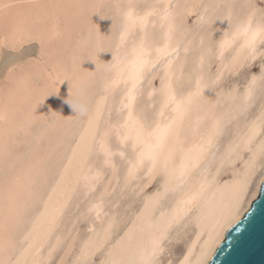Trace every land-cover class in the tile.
<instances>
[{
    "label": "snow or ice",
    "instance_id": "snow-or-ice-1",
    "mask_svg": "<svg viewBox=\"0 0 264 264\" xmlns=\"http://www.w3.org/2000/svg\"><path fill=\"white\" fill-rule=\"evenodd\" d=\"M30 7H72L87 17L104 6ZM107 7L114 15L100 17L112 21L111 35L91 21L90 30L108 42L101 51L111 60L94 61L87 80L64 78L74 116L52 113L49 121L35 105L0 108V264H165L188 227L197 229L196 241L207 240L195 261L194 241L178 264H208L253 185L264 188V0H114ZM21 8L0 3V48L15 53L36 42L43 50L38 25L48 13ZM38 63L8 69L6 80L16 85L9 96L30 83L27 71L13 76L17 69ZM225 168L230 178L221 182ZM153 182L156 190L120 228L106 197L126 199ZM77 197L87 208L80 211L77 200L72 213ZM81 222L89 224L84 236Z\"/></svg>",
    "mask_w": 264,
    "mask_h": 264
},
{
    "label": "rangeland",
    "instance_id": "rangeland-1",
    "mask_svg": "<svg viewBox=\"0 0 264 264\" xmlns=\"http://www.w3.org/2000/svg\"><path fill=\"white\" fill-rule=\"evenodd\" d=\"M191 1L192 0H187L189 3H191ZM3 2H6V0H0V3ZM12 2L22 5V8L20 9L22 12L42 11L47 12L48 16L43 18L42 23L38 25L39 34L43 38V50H41L40 44L36 42L25 44L22 49L15 53L0 48V71L2 72L10 61L23 57L24 55H26V57L22 62L34 59L39 61L38 64L25 65L23 69L18 68L16 73L13 74V76L16 77L19 76L22 71L30 73V83L28 85L29 88L27 87V89H18L13 95L9 96V91L16 89V85L11 79L6 80L8 72L2 80H0V108L7 105L10 111L26 110L29 105H35L36 115L39 117H47L49 121L52 119V113L59 114V116H63L64 118L74 116L75 113L71 108V105L67 103L70 95V85L68 81L64 80V78L72 76L78 80H87L88 77L86 74L96 71V64L94 61H99L101 64H104L111 60V53L101 51V49L108 48V42L103 40L98 41L96 39L95 32L90 30V21L98 27L101 36L111 35L112 21L110 19H101L100 16L103 15L110 17L114 15L113 10L107 7V5L113 3L114 0H12ZM213 2H220V0L199 1V3ZM80 3L97 4L103 5L104 7L97 8L95 10L97 14L87 17L82 15L78 9L72 7L59 9L47 8L42 10L30 7L34 4L68 6ZM12 11L15 12L17 10L14 9ZM53 19L59 21L60 30L62 32V35L57 38V40L50 38ZM191 19L192 18L190 17L189 20L191 21ZM216 22L214 27L217 30H221L222 22ZM5 34L3 22L0 21V42L4 40ZM219 35L220 32L217 31V39L219 38ZM48 61L49 63H47ZM58 78L61 80L60 83L56 82ZM243 80L244 78L240 77L236 82L242 85ZM37 86L38 91H34L33 89H36ZM38 99L39 103L37 104L36 101ZM40 127L41 124L37 123L33 126L32 131H38ZM226 142L227 137H225V140L221 143V153ZM217 160L213 161V168L215 167ZM229 172L230 169L228 168L221 171V182L230 178L228 175ZM157 187L158 182H153L150 186L144 188L143 192H140L135 196L129 192L128 198L126 199H120L118 194L106 197L105 210L110 214L115 213L114 216L119 223V227L123 228L124 224L129 221L133 212L135 213V211L141 206L144 195L152 193ZM45 191H47V188H45ZM77 200H80V211H85L87 208V204L80 197H77L73 200V204L69 206V211L72 213H75L76 211L73 206H75ZM88 226L89 224L83 222L77 225V231L80 232L81 236L86 234V228ZM98 226L99 222H97V227ZM194 228L195 227H188L186 232L182 235L181 242L172 245L171 255L169 256L166 254L163 258L165 264H167L168 259H171L173 264L181 259L192 239L195 231Z\"/></svg>",
    "mask_w": 264,
    "mask_h": 264
},
{
    "label": "water",
    "instance_id": "water-1",
    "mask_svg": "<svg viewBox=\"0 0 264 264\" xmlns=\"http://www.w3.org/2000/svg\"><path fill=\"white\" fill-rule=\"evenodd\" d=\"M227 228L208 264H264V188Z\"/></svg>",
    "mask_w": 264,
    "mask_h": 264
},
{
    "label": "bare ground",
    "instance_id": "bare-ground-1",
    "mask_svg": "<svg viewBox=\"0 0 264 264\" xmlns=\"http://www.w3.org/2000/svg\"><path fill=\"white\" fill-rule=\"evenodd\" d=\"M199 1L200 0H192L191 1V3H197V4H199ZM60 20V19H59ZM221 22V21H220ZM217 23V22H216ZM226 27H227V22L225 21V22H222V25H221V31H223L224 29H226ZM57 40V39H56ZM54 43V42H53ZM26 57V55H24L23 57H19V58H17V59H14L13 61H10L8 64H7V66L4 68V70H3V72L2 71H0L1 73H0V80H2V78L6 75V73L8 72V69L10 68V67H12L13 65H16V64H20L21 62H22V60L24 59ZM35 57V56H34ZM32 58V57H31ZM108 59V58H107ZM35 60V59H34ZM47 63H49V61L47 62ZM5 65V64H4ZM46 69V68H45ZM91 69V68H90ZM43 74H44V72H43ZM29 88V87H28ZM62 104V103H61ZM58 113V112H57ZM234 131V130H233ZM226 144V143H225ZM223 151V150H222ZM222 154V153H221ZM218 162H219V157H218V160H217V163H216V165H215V162H214V165H215V167L213 168V166H212V168L213 169H215L217 166H218ZM257 185H253V187H252V189L250 190V192H249V196H248V198H247V200H246V202H245V204L243 205V207H242V209H241V211H240V214H239V216L248 208V206H249V204L251 203V201L254 199V197L257 195ZM73 202V201H72ZM73 204V203H72ZM116 205V204H115ZM72 207V206H71ZM74 207V206H73ZM108 212V211H107ZM112 213V212H111ZM115 214V213H114ZM113 214V215H114ZM133 214H134V212H133ZM133 214L130 216V219L129 220H131L132 219V217H133ZM238 216V217H239ZM89 223H91V221L89 222ZM195 229V231H194V234H193V236H192V239H191V241H190V243L188 244V246H187V248L189 247V246H191V244H192V242H196V244H197V247H196V249H195V252H194V254H193V257H192V260L193 261H195V259H196V257L198 256V254H199V251H200V248L202 247V245H203V243H204V241H206L207 240V235H205V236H203V237H201V239L199 240V241H196V232H197V229L196 228H194ZM227 230V228L223 231V233L221 234V238L223 237V235H224V233H225V231ZM191 231V230H190ZM190 233V232H189ZM185 237V236H184ZM221 238H220V240H221ZM219 240V241H220ZM218 241V242H219ZM218 242L216 243V245L218 244ZM216 245H215V247H216ZM215 247L212 249V251H211V254H212V252H213V250L215 249ZM187 248H186V250H185V252H184V254H186V251H187ZM183 254V255H184ZM211 254L209 255V257L211 256ZM183 255H182V257H181V259L183 258ZM209 257H208V259H209ZM179 262V261H178ZM178 262L176 263L175 262V264H178Z\"/></svg>",
    "mask_w": 264,
    "mask_h": 264
},
{
    "label": "clouds",
    "instance_id": "clouds-1",
    "mask_svg": "<svg viewBox=\"0 0 264 264\" xmlns=\"http://www.w3.org/2000/svg\"><path fill=\"white\" fill-rule=\"evenodd\" d=\"M62 35V32L60 30L59 21L56 19H53L51 24V32H50V38L51 39H57ZM59 115V114H57Z\"/></svg>",
    "mask_w": 264,
    "mask_h": 264
}]
</instances>
